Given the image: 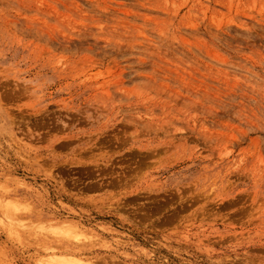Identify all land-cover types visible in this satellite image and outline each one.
<instances>
[{
  "label": "rangeland",
  "instance_id": "374dc122",
  "mask_svg": "<svg viewBox=\"0 0 264 264\" xmlns=\"http://www.w3.org/2000/svg\"><path fill=\"white\" fill-rule=\"evenodd\" d=\"M53 252L264 264V0H0V264Z\"/></svg>",
  "mask_w": 264,
  "mask_h": 264
},
{
  "label": "bare ground",
  "instance_id": "6f19581e",
  "mask_svg": "<svg viewBox=\"0 0 264 264\" xmlns=\"http://www.w3.org/2000/svg\"><path fill=\"white\" fill-rule=\"evenodd\" d=\"M7 218V217H6ZM66 225V224H65ZM51 226V225H50ZM66 227V226H65ZM60 228V227H59ZM62 229V228H61ZM65 229H67V228H65ZM84 229V228H83ZM52 231V230H51ZM81 230H79V232H80ZM85 231V230H84ZM54 232V231H53ZM52 233V232H51ZM55 233V232H54ZM74 233V232H73ZM88 233V232H87ZM75 234L77 235L78 233H76L75 232ZM81 234V233H80ZM80 234H78V235H80ZM59 235V234H58ZM72 235H74V234H72ZM72 235H70V236H72ZM76 235H74V236H76ZM77 237V236H76ZM68 238V237H67ZM80 237H78V239H79ZM75 239V238H74ZM97 239H99V238H97ZM66 240V239H65ZM70 240V239H69ZM72 240V239H71ZM78 241V240H77ZM71 242H73V241H71ZM80 243H81V240H80ZM39 244V243H38ZM39 245H42V244H39ZM78 245V244H77ZM48 246V245H47ZM52 246H54L53 244H52ZM64 246V245H63ZM81 246V245H80ZM43 247V246H42ZM50 247V246H49ZM55 247V246H54ZM69 248V247H68ZM80 248V247H79ZM43 249V248H42ZM48 249V248H47ZM53 249V248H52ZM51 249V250H52ZM88 249V248H87ZM86 249V250H87ZM77 250V249H76ZM79 251H80V249H78ZM85 250V251H86ZM51 255H50V257L51 258H48V259H50V264L52 263V264H82L83 263V261L81 260V259H79V258H74V257H76V256H74V254H73V256L74 257H72V256H70V257H65L66 255H62V254H60V255H62V256H57V254L55 253V252H53V253H50ZM64 254H66V253H64ZM68 254V253H67ZM69 254H70V252H69ZM81 254V253H80ZM59 255V254H58ZM84 254H82V255H80L81 257L83 256ZM69 256V255H68ZM59 257H61V258H59ZM72 257V258H71ZM47 259V260H48ZM84 259V258H83ZM86 259V258H85ZM85 261V260H84ZM88 261V260H87ZM90 261V260H89ZM45 262V261H44ZM47 263H49V262H47ZM91 263V262H90ZM84 264V263H83ZM88 264V263H87Z\"/></svg>",
  "mask_w": 264,
  "mask_h": 264
}]
</instances>
